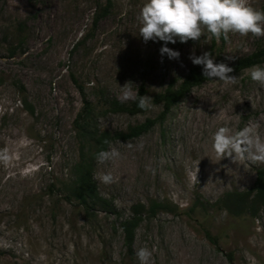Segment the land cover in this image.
I'll return each mask as SVG.
<instances>
[{
  "label": "rangeland",
  "instance_id": "1",
  "mask_svg": "<svg viewBox=\"0 0 264 264\" xmlns=\"http://www.w3.org/2000/svg\"><path fill=\"white\" fill-rule=\"evenodd\" d=\"M146 2L0 0V155L9 157L0 161V264H140V248L151 252L149 264H231L228 255L233 264H264V207L253 219L208 206L226 192L250 190L256 169L264 168L246 158H218L212 147L221 127L231 135L249 128L264 142V88L251 80L253 66L229 74L236 84L208 79L194 87L148 132L113 139L106 151L115 148L119 158L96 159L98 192L123 217L137 203L165 206L137 228L133 261L115 216L95 212L87 219L65 201L79 156L74 120L83 105L73 79L93 103L92 129L127 134L162 107L113 112L109 101H133L118 99L120 86L132 82L137 93L144 85L153 97L172 81L177 86L202 73L189 59L193 50L231 67L264 48V37L230 33L227 41L168 43L179 60L161 57L164 42L145 43L138 35L137 15ZM249 2L264 10V0ZM19 85L33 115L22 106ZM106 173L113 183L100 181Z\"/></svg>",
  "mask_w": 264,
  "mask_h": 264
},
{
  "label": "clouds",
  "instance_id": "2",
  "mask_svg": "<svg viewBox=\"0 0 264 264\" xmlns=\"http://www.w3.org/2000/svg\"><path fill=\"white\" fill-rule=\"evenodd\" d=\"M140 25L139 36L143 41H162L161 57L165 54L171 60H179L180 53L167 47L168 43H187L199 41L201 37L217 42L229 39V34H239L255 38L264 37V10L251 6L249 0H147L137 15ZM189 59L194 65L202 66L204 78L221 81L225 84H236L238 77L229 75L234 71L225 63H215L210 52L196 56L193 50ZM163 62V60L161 61ZM250 78L264 88V67L254 65L249 70ZM132 82L120 86L121 102L137 100L138 107L149 110L153 107V98L134 93ZM213 150L218 158L230 157L235 162L237 157L249 159L254 164H264V142L255 137L249 128L231 135L227 127L219 128L213 136ZM115 148L97 154L98 164L119 158ZM0 161L8 163L7 155H0ZM104 184H111L114 178L111 173L99 177ZM151 252L140 248L136 252L140 264H149Z\"/></svg>",
  "mask_w": 264,
  "mask_h": 264
},
{
  "label": "trees",
  "instance_id": "3",
  "mask_svg": "<svg viewBox=\"0 0 264 264\" xmlns=\"http://www.w3.org/2000/svg\"><path fill=\"white\" fill-rule=\"evenodd\" d=\"M264 61V48L239 60L236 65L231 66L237 73L250 68L259 62ZM218 63H222L218 60ZM203 73H192L186 76L177 86L171 82L161 93L155 94L153 105H161L162 110L157 118L146 120L144 123L133 127L127 134L111 135L108 132L93 130L91 126L94 106L91 100L85 97L83 89L77 84L79 93L82 96V108L76 115L74 126L79 140L78 160L72 167V177L64 186L65 201L80 208L84 216L89 219L95 216V212L113 215L116 218L117 226L122 234L123 245L126 249V258L133 261L136 230L143 222H149L155 218L157 211L165 209L163 204L152 201L148 206L137 203L131 207L130 214L123 217L115 208L113 203L102 197L97 189L94 179V165L97 154L106 151L110 142L115 138L128 139L140 136L148 132L157 122L164 120L170 111L193 89L204 83ZM18 92L23 95L21 103L23 108L30 114H34L32 105L25 98V88L19 85ZM140 95H147L144 85H140L137 91ZM102 91L99 98H104ZM109 109L115 113L140 114L147 110L140 109L138 99L133 100L129 105L120 103L113 99L108 102ZM216 210L225 211L230 217L240 218L247 216L255 219L264 207V168L256 169V180L253 187L248 191H229L224 193L213 204H208ZM206 237L214 244L217 243L215 237L206 233ZM228 260L233 264L232 257L228 255Z\"/></svg>",
  "mask_w": 264,
  "mask_h": 264
},
{
  "label": "bare ground",
  "instance_id": "4",
  "mask_svg": "<svg viewBox=\"0 0 264 264\" xmlns=\"http://www.w3.org/2000/svg\"><path fill=\"white\" fill-rule=\"evenodd\" d=\"M222 116V115H221ZM218 117V116H217ZM220 117V116H219ZM216 118V117H215ZM214 119V118H213ZM217 120V119H216ZM201 123V122H200Z\"/></svg>",
  "mask_w": 264,
  "mask_h": 264
}]
</instances>
